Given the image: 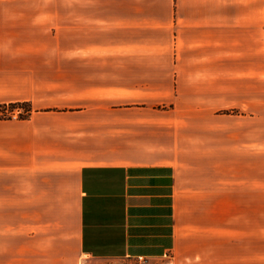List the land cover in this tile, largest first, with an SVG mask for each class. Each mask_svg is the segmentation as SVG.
<instances>
[{
    "label": "crops",
    "instance_id": "crops-1",
    "mask_svg": "<svg viewBox=\"0 0 264 264\" xmlns=\"http://www.w3.org/2000/svg\"><path fill=\"white\" fill-rule=\"evenodd\" d=\"M17 102L0 264H264V0H0Z\"/></svg>",
    "mask_w": 264,
    "mask_h": 264
},
{
    "label": "trees",
    "instance_id": "trees-1",
    "mask_svg": "<svg viewBox=\"0 0 264 264\" xmlns=\"http://www.w3.org/2000/svg\"><path fill=\"white\" fill-rule=\"evenodd\" d=\"M15 110L19 111V119H28L33 113V107L30 102L0 104V119L12 118L11 114H8V112L14 113ZM21 110H24V112Z\"/></svg>",
    "mask_w": 264,
    "mask_h": 264
},
{
    "label": "rangeland",
    "instance_id": "rangeland-1",
    "mask_svg": "<svg viewBox=\"0 0 264 264\" xmlns=\"http://www.w3.org/2000/svg\"><path fill=\"white\" fill-rule=\"evenodd\" d=\"M24 112V110H21ZM237 110H231V113H237ZM8 114H13L14 116L12 118H18L19 116V111L15 110L14 113L8 112ZM262 120H264V109L262 110ZM263 150H264V121H263ZM263 225H264V212H263Z\"/></svg>",
    "mask_w": 264,
    "mask_h": 264
},
{
    "label": "built area",
    "instance_id": "built-area-1",
    "mask_svg": "<svg viewBox=\"0 0 264 264\" xmlns=\"http://www.w3.org/2000/svg\"><path fill=\"white\" fill-rule=\"evenodd\" d=\"M11 116L13 117L14 115H13V114H11Z\"/></svg>",
    "mask_w": 264,
    "mask_h": 264
}]
</instances>
